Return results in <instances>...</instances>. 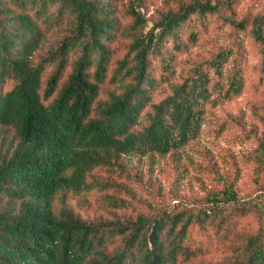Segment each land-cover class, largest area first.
I'll return each mask as SVG.
<instances>
[{
    "label": "trees",
    "instance_id": "obj_1",
    "mask_svg": "<svg viewBox=\"0 0 264 264\" xmlns=\"http://www.w3.org/2000/svg\"><path fill=\"white\" fill-rule=\"evenodd\" d=\"M226 6L180 2L144 32L143 0H129L122 28L113 0H0V127L13 132L0 149V264H190L205 256L202 246L190 242L189 231L214 222L227 229L228 214L220 209L92 224L67 209L56 211L55 200L60 191L82 190L86 174L112 158L165 155L185 145L196 137L206 104L242 93L236 46L230 69L231 51H218L191 67L171 94L150 103L157 63L168 70L170 49L193 45L211 18L240 32L250 26L264 77V19L226 17ZM63 22H69V32L34 63L45 36ZM121 31L130 40L110 69L111 44ZM7 82L11 86L4 89ZM105 83L114 89L103 96ZM143 116L147 122L139 127ZM257 223L255 232L225 230L237 244L228 264H264L263 204Z\"/></svg>",
    "mask_w": 264,
    "mask_h": 264
},
{
    "label": "rangeland",
    "instance_id": "obj_2",
    "mask_svg": "<svg viewBox=\"0 0 264 264\" xmlns=\"http://www.w3.org/2000/svg\"><path fill=\"white\" fill-rule=\"evenodd\" d=\"M190 1L143 0L146 21L143 31L161 13L175 9L180 2ZM210 1L226 3L223 10L226 17L247 19L250 23L258 16L264 19V0ZM113 3L122 28L128 22L129 0H113ZM69 29V22L54 27L34 53V63L54 49ZM249 30L247 26L245 32H240L225 24L222 18H211L198 30L199 37L193 45L178 52L170 49L174 59L168 70L162 69L160 62L152 70L155 83L149 91L150 103H157L190 74L191 67L203 64L218 51H231L226 62V69H230L237 46L243 67L242 93L221 104H206L194 139L165 155L136 153L112 158L108 165L97 166L86 174L82 190L60 191L55 200L56 211L67 209L87 223L109 224L133 221L137 216L153 217L162 212L220 209L228 214L227 229L217 222L190 228V242L206 250L204 257L190 264H228L235 256L237 244L224 236L225 230L255 232L257 210L264 205V77L261 57ZM129 40L130 33L121 31L111 44L110 69L126 53ZM76 55V51L69 55L63 76L70 71V62ZM51 70L52 65L45 68L43 84ZM10 86L11 82H7L4 89ZM113 89L111 83H105L102 95ZM146 122L143 116L139 127ZM12 140V130L0 127V149ZM118 243L116 239L112 247Z\"/></svg>",
    "mask_w": 264,
    "mask_h": 264
}]
</instances>
